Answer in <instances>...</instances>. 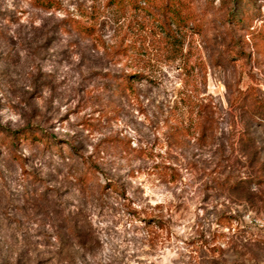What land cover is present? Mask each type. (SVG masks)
Returning <instances> with one entry per match:
<instances>
[{"label": "rangeland", "instance_id": "1", "mask_svg": "<svg viewBox=\"0 0 264 264\" xmlns=\"http://www.w3.org/2000/svg\"><path fill=\"white\" fill-rule=\"evenodd\" d=\"M123 1L0 0V264H264V0Z\"/></svg>", "mask_w": 264, "mask_h": 264}, {"label": "trees", "instance_id": "2", "mask_svg": "<svg viewBox=\"0 0 264 264\" xmlns=\"http://www.w3.org/2000/svg\"><path fill=\"white\" fill-rule=\"evenodd\" d=\"M114 1V0H113ZM123 1V0H122ZM153 0H134V2L136 3L135 7L137 8L139 6V4L141 5V3L143 2L145 4V6H151V2ZM124 2V1H123ZM121 2V3H123ZM176 3L177 0H165V5L164 6H159V11L162 14L163 20L166 19H170L171 21H173V23H177L179 26L181 25V15L179 14L178 10L176 9ZM244 14L246 12H243ZM243 14V15H244ZM229 19L230 22L232 21V23L235 26H245L247 25L246 22V18H240L238 20L236 15H229ZM73 28L75 29H80L82 32H87L89 31V29L91 30V28H89L88 26L84 25L83 22H73ZM264 35V34H263ZM127 49H121L119 51H126ZM125 85L130 86L131 85V81H129V78L125 79ZM261 111H263V109H261ZM3 144L4 145H16L19 142H24V141H29L30 143H34L36 141L38 142H43L46 145H51L50 142H48V136L41 134L42 136H38V134H34L32 133L30 130H26V131H22V132H15V133H11L10 131L4 132L3 134ZM110 190L112 191H118V186L116 184H113L112 187L110 188ZM155 222H158L157 220ZM159 223V222H158Z\"/></svg>", "mask_w": 264, "mask_h": 264}]
</instances>
